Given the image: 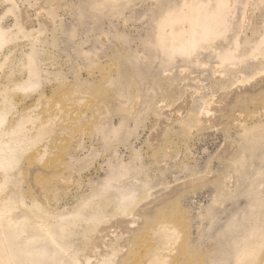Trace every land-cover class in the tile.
<instances>
[{
	"label": "rangeland",
	"instance_id": "374dc122",
	"mask_svg": "<svg viewBox=\"0 0 264 264\" xmlns=\"http://www.w3.org/2000/svg\"><path fill=\"white\" fill-rule=\"evenodd\" d=\"M263 36L264 0H0V264H264Z\"/></svg>",
	"mask_w": 264,
	"mask_h": 264
},
{
	"label": "bare ground",
	"instance_id": "6f19581e",
	"mask_svg": "<svg viewBox=\"0 0 264 264\" xmlns=\"http://www.w3.org/2000/svg\"><path fill=\"white\" fill-rule=\"evenodd\" d=\"M206 7H200L197 13H195V10L193 11L194 12L193 19H195V23H193L189 28V31L193 33V35L191 36V34L190 35L188 34L189 36L186 39H182L183 41L180 40L179 43L176 44L171 41V43L173 44H171L170 47L166 49L167 52L173 53L177 51V52L188 53L189 51L192 50L191 47L197 45L201 39L208 38L209 36L219 32V28L224 21L225 4L222 3V1H220L217 4V6H215V8H213L212 10H207ZM168 44H170V41L167 42V45L166 44L165 45L168 46ZM263 44H264V36H263ZM222 53L219 54L218 52V55L221 57L220 58L221 60L230 61L234 58L233 50H230V48L229 49L227 48L225 52L223 54ZM127 207L128 206L126 205L125 208ZM105 254L107 255V253ZM151 255L152 257L157 256L153 251ZM102 259L103 258L101 257L100 260ZM184 264H200V263L199 261H196V263H194L190 257H186L184 260Z\"/></svg>",
	"mask_w": 264,
	"mask_h": 264
}]
</instances>
